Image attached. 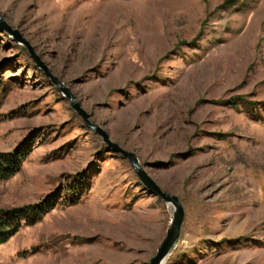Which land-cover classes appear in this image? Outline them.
<instances>
[{
    "label": "rangeland",
    "instance_id": "1",
    "mask_svg": "<svg viewBox=\"0 0 264 264\" xmlns=\"http://www.w3.org/2000/svg\"><path fill=\"white\" fill-rule=\"evenodd\" d=\"M0 13L180 199L165 264H264V0H0ZM0 90V153L32 150L0 180V210L56 202L0 264H150L174 208L1 29Z\"/></svg>",
    "mask_w": 264,
    "mask_h": 264
},
{
    "label": "water",
    "instance_id": "2",
    "mask_svg": "<svg viewBox=\"0 0 264 264\" xmlns=\"http://www.w3.org/2000/svg\"><path fill=\"white\" fill-rule=\"evenodd\" d=\"M0 29L10 34L17 43L25 46L37 67L42 70V72L52 81L53 84L57 86L58 90L63 94V96L70 101L72 109L83 119L86 127L102 137L103 142L115 153L120 154L123 158L129 161L143 186L155 196L159 197L165 203L171 205L174 208V215L167 231L166 238L161 243L157 254L150 261V264H164L180 241L183 229L185 210L180 202V199L177 196H172L164 192L141 166L138 156L134 152H128L121 148L118 144L112 142L110 135L101 126H98L96 123L92 122L91 116L86 112V110H84L82 104L78 100L77 96L72 92V90L51 72L48 65L36 53L35 48L24 38L19 30L12 28V26H10L5 21L1 13Z\"/></svg>",
    "mask_w": 264,
    "mask_h": 264
},
{
    "label": "trees",
    "instance_id": "3",
    "mask_svg": "<svg viewBox=\"0 0 264 264\" xmlns=\"http://www.w3.org/2000/svg\"><path fill=\"white\" fill-rule=\"evenodd\" d=\"M234 2L235 0H229L230 4ZM6 92V90H0V108L2 101L6 96ZM31 153L32 150L28 143L19 146L14 153H0V180L7 181L17 176V174L21 172L23 164ZM80 191H76V188H72L71 195L74 200L71 203H77V195L79 196ZM55 206V200L48 198L37 204L28 205L18 209H1L0 246L6 244L23 227H31L41 222L46 215L53 211Z\"/></svg>",
    "mask_w": 264,
    "mask_h": 264
},
{
    "label": "bare ground",
    "instance_id": "4",
    "mask_svg": "<svg viewBox=\"0 0 264 264\" xmlns=\"http://www.w3.org/2000/svg\"><path fill=\"white\" fill-rule=\"evenodd\" d=\"M167 263V262H166ZM165 264V263H164Z\"/></svg>",
    "mask_w": 264,
    "mask_h": 264
}]
</instances>
